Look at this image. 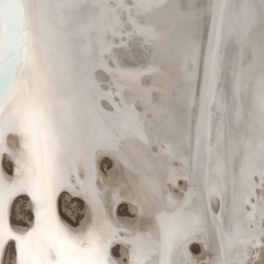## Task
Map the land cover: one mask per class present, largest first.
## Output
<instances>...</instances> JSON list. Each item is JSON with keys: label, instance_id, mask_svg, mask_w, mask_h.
<instances>
[{"label": "snow or ice", "instance_id": "1", "mask_svg": "<svg viewBox=\"0 0 264 264\" xmlns=\"http://www.w3.org/2000/svg\"><path fill=\"white\" fill-rule=\"evenodd\" d=\"M189 8L0 0V264H182L193 239L207 264H232L260 246L264 198L252 203V180L264 182V0ZM165 137L172 156L181 154L176 143L189 149L179 204L165 202L151 152ZM101 154L140 176L135 227L113 219L118 198L97 187ZM65 192L89 206L86 227L62 218ZM18 198L30 202L26 225L12 220Z\"/></svg>", "mask_w": 264, "mask_h": 264}, {"label": "bare ground", "instance_id": "2", "mask_svg": "<svg viewBox=\"0 0 264 264\" xmlns=\"http://www.w3.org/2000/svg\"><path fill=\"white\" fill-rule=\"evenodd\" d=\"M176 2L185 7V10H191L189 6L198 5L201 3H211L212 0H169ZM258 39V37H257ZM121 61L124 62L128 53L118 51ZM132 55L137 56L143 64H152L154 59L151 52L137 53ZM97 79L103 84L106 77L98 75ZM147 82V79H146ZM107 90V89H105ZM173 145L169 142V138H161L160 140L153 139L152 156L157 161V171L160 173V179L163 183V198L165 202L169 199L179 204L189 187L187 180L188 167L187 156L185 153L189 151L187 145L175 144L177 150L181 153L178 156H172ZM109 159V161L107 160ZM163 163L168 165L166 169L159 167ZM10 162L5 160V166ZM97 170L99 179L97 187L101 193L107 198L109 193H115L118 202L113 209V219L122 227L132 228L140 222V214L138 211L137 200L143 202V196L138 193L137 186L140 183V176L132 171L123 160L117 156L101 154L97 158ZM253 193L252 203L264 198V182L260 176L253 177L252 180ZM82 197L74 196L69 192L62 193L58 201L59 210L63 219L74 228L86 227L91 216L89 206ZM63 203V204H62ZM210 206L212 212L219 215V197L211 198ZM125 210V213H121ZM251 207L247 208L251 212ZM32 209L30 202L26 198H18L13 204L12 220L14 224L26 225L30 218ZM198 244V246H196ZM200 245V246H199ZM195 248L197 251H195ZM187 251L181 250L178 259L182 264H207L209 255L204 246L197 240L193 239L186 245ZM113 258L121 260L122 247L120 245L113 246ZM232 264H264V237H261L260 246H249L246 251H238L231 258Z\"/></svg>", "mask_w": 264, "mask_h": 264}, {"label": "rangeland", "instance_id": "3", "mask_svg": "<svg viewBox=\"0 0 264 264\" xmlns=\"http://www.w3.org/2000/svg\"><path fill=\"white\" fill-rule=\"evenodd\" d=\"M6 167H7V165H6ZM63 204V203H62ZM121 213H125V210L124 211H122ZM195 251H197L195 248H193Z\"/></svg>", "mask_w": 264, "mask_h": 264}, {"label": "water", "instance_id": "4", "mask_svg": "<svg viewBox=\"0 0 264 264\" xmlns=\"http://www.w3.org/2000/svg\"><path fill=\"white\" fill-rule=\"evenodd\" d=\"M108 161H109V159H107ZM80 202H82L83 203V200L81 199V201ZM196 246H198V244H196ZM200 246V245H199Z\"/></svg>", "mask_w": 264, "mask_h": 264}]
</instances>
